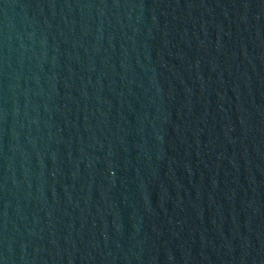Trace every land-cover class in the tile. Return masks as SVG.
<instances>
[{
	"label": "water",
	"instance_id": "1",
	"mask_svg": "<svg viewBox=\"0 0 264 264\" xmlns=\"http://www.w3.org/2000/svg\"><path fill=\"white\" fill-rule=\"evenodd\" d=\"M0 264H264V0H0Z\"/></svg>",
	"mask_w": 264,
	"mask_h": 264
}]
</instances>
